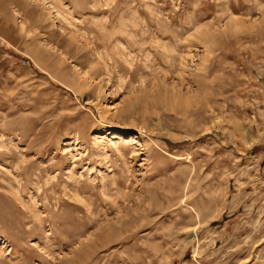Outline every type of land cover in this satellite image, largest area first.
I'll list each match as a JSON object with an SVG mask.
<instances>
[{"label": "rangeland", "instance_id": "rangeland-1", "mask_svg": "<svg viewBox=\"0 0 264 264\" xmlns=\"http://www.w3.org/2000/svg\"><path fill=\"white\" fill-rule=\"evenodd\" d=\"M0 264H264V0H0Z\"/></svg>", "mask_w": 264, "mask_h": 264}]
</instances>
